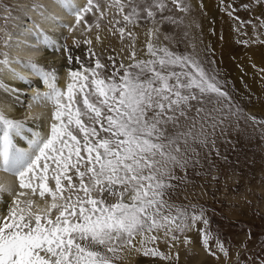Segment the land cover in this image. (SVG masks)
Segmentation results:
<instances>
[{"label": "snow or ice", "instance_id": "1", "mask_svg": "<svg viewBox=\"0 0 264 264\" xmlns=\"http://www.w3.org/2000/svg\"><path fill=\"white\" fill-rule=\"evenodd\" d=\"M53 2L74 15L77 25L86 14L99 11L104 15L99 0H88L82 9L75 0ZM113 2L120 13L129 7L123 20L134 26L142 19L155 23L156 13L166 7L164 0ZM172 2L187 10L183 0ZM36 7L45 20L67 27L54 14L46 15L43 5ZM119 32L124 38L125 27ZM157 33L158 29H150L146 34V59L138 58L135 47L131 63L121 61L117 67L109 57L110 75L90 48L88 57H95L94 67L76 57L80 68L70 70L66 90L58 87L54 70L45 71L34 61L23 62L36 70L49 89L32 99L54 105V122L47 137L36 134L29 150H24L14 142L24 122L0 112L5 128L0 170L16 175L20 188L28 190L17 194L7 216H0V264H114L115 254L125 248L167 259L146 245L157 242L161 232L176 240V232L190 230L197 221L207 225L202 209L199 214L189 212L168 200L169 190L175 187L172 181L177 179L174 168L187 164L180 156L181 144L197 141L195 118L187 131L182 130L180 120H187L194 104L203 105L207 98L230 97L198 58L159 45ZM127 36L135 40L132 32ZM43 43H51L47 34ZM4 56L0 63L10 65L12 61ZM195 111L199 116L204 109L198 106ZM169 125L176 130L170 132ZM7 191L0 188V199ZM29 193L45 201V206L22 201ZM207 239L205 235V244Z\"/></svg>", "mask_w": 264, "mask_h": 264}, {"label": "rangeland", "instance_id": "2", "mask_svg": "<svg viewBox=\"0 0 264 264\" xmlns=\"http://www.w3.org/2000/svg\"><path fill=\"white\" fill-rule=\"evenodd\" d=\"M122 2L127 4V0ZM99 3L102 17L95 10V14H86L76 34L63 27L68 39L73 34V46H78L77 49L82 46L77 56L85 66L94 67L95 63V57L91 60L88 57L89 49L95 50L85 41L94 37L101 41V31L106 30L109 41L119 39V48L125 51V57L110 47L103 53L95 52L107 66L105 74L110 75L112 60L108 58L113 57L117 67L121 61L127 64L125 58L130 57L136 45V39L129 38L127 32L136 38L135 28H139L145 48L148 31L158 29L155 42L177 54L198 58L230 97L228 100L207 98L203 105L194 104L187 120H180L182 130L187 131L195 118L193 134L197 135V141L190 139L187 145L181 144L180 156L187 164L184 168H174L177 179L172 181L175 187L169 190L168 200L189 212L195 210L199 214L202 209L207 225L197 221L190 230L176 232V240L159 233L160 239L146 246L157 248L169 258L145 255L146 264H192L201 253L205 258L199 264H264V0H183L187 10H181L172 0H164L165 10L156 13L155 23L142 19L135 26L123 20L129 7L120 13L113 0H99ZM36 5H32L34 16L40 17ZM27 6L26 0H0V61L5 59V53L9 60L27 61L23 57L29 50L14 45L18 41L12 42L17 39L14 32L24 28ZM120 27L126 29L124 38ZM57 43L58 52L65 53L61 57L69 59L67 47L62 48L60 41ZM18 52L24 54L20 56ZM141 55V59L147 58L145 49ZM20 62L17 63L22 66L24 63ZM6 67L0 63V79ZM79 68L80 64L68 69V75L70 70ZM253 73L261 81L256 87ZM198 106L204 109L199 116L195 111ZM168 128L170 132L176 130L172 125ZM200 140L207 143L202 144ZM123 251L115 254L114 264H128L123 261Z\"/></svg>", "mask_w": 264, "mask_h": 264}, {"label": "bare ground", "instance_id": "3", "mask_svg": "<svg viewBox=\"0 0 264 264\" xmlns=\"http://www.w3.org/2000/svg\"><path fill=\"white\" fill-rule=\"evenodd\" d=\"M26 1L28 6L25 12L28 14V17L24 16V28L16 30L14 32L15 36H17V39L12 40V42L18 41L14 43V45H17L22 49L26 48L29 50L26 51V55H24L23 57L24 60L34 61L38 66H42L44 70H54L57 74L58 87L66 90L67 85L71 82L70 75H68V69H72L76 65L79 66L76 57L80 55L78 51L81 49L82 46H80L79 49H77L78 46H73V34H76L77 31L80 29L79 26L81 23L77 25L76 17L74 15H69L63 8L57 6V4L53 2V0ZM75 2L81 9L87 6L86 0H75ZM36 4H43V6L48 10L46 12V15L49 13L54 14L56 17L59 18L60 21L63 22V24L67 25L68 28L74 29L73 31H77H75L68 39V34L63 31V27H61L58 23L52 20H45L42 16H34L35 11H33V7H35ZM67 19L68 23L66 21ZM41 29L43 31H41ZM105 31L106 30H103L100 33V36H102L101 41L99 39H96V37H94L95 39L93 38V40L89 39L92 41L90 46L94 48L95 52L98 51L102 53L106 48L110 47L111 49L115 50L120 57H125L124 48L123 50L121 49V47L119 48V39L113 38L111 39V41H109L107 32ZM140 33V29L135 28V48L138 50V58H141V54L145 49L143 44L144 38L140 36ZM45 34H47L48 39L51 41V43H49L50 46H45V44L43 43L45 39ZM37 36L38 38H36ZM57 41L61 42L62 48L67 47L68 53L66 54L71 55V62H69L68 58L63 59L61 57V55L65 53L61 54L60 51L58 52L59 42L57 43ZM25 42L29 43L30 45H28L27 47V44H25ZM87 47L88 46H86V48ZM247 48L245 50H247ZM250 50L251 49H249V51ZM41 51H45L44 54H42ZM262 51H264V46L262 47ZM18 53L20 56L24 54V52ZM11 61L12 63L10 65H7L6 69H4V72L1 74L2 79H0V106H2L4 109H2L1 112L3 111V113L10 119L24 122L25 126L22 131V134L18 137H14V142L16 143L17 147L22 148L24 150H29V141L33 139L36 134H41L45 137L50 134V126L54 122L55 107L51 102L41 101L38 103L32 99V97L35 96L37 92L44 93L49 91V89L45 86L42 78L36 73V70L32 67H28L25 63L20 66L19 63H17V61H19L18 58L16 62L15 60ZM125 62L127 64L131 63L130 57L128 58L127 56V58H125ZM20 63H23V61ZM13 69L16 73H19L23 77H25V79L21 80L17 76L13 75ZM253 81L255 87L257 86L256 83L259 84L261 82L260 80H257V76L255 74L253 75ZM4 130V125L0 124V139H2L3 137ZM0 185L2 186V188L10 190L4 192L3 199H0V216H7L8 209L12 206V201L16 199L17 194L21 191L28 190L20 188L19 178L16 175H13L10 172H6L3 170H0ZM21 200H34L39 205V207L43 208L45 206V201L40 200L38 196H32L30 193L29 195L22 197ZM168 252L172 254L173 251L171 249H168ZM143 256L145 255H143L142 251H130L127 248L124 249L122 254L123 261L128 264H146L148 260H146V258L144 259ZM204 258L205 256L201 253L198 257H196V262L194 261V263L192 264H199L201 263V261H203ZM159 264L164 263L159 262ZM185 264L187 263L185 262Z\"/></svg>", "mask_w": 264, "mask_h": 264}, {"label": "water", "instance_id": "4", "mask_svg": "<svg viewBox=\"0 0 264 264\" xmlns=\"http://www.w3.org/2000/svg\"><path fill=\"white\" fill-rule=\"evenodd\" d=\"M36 38H38V36H37ZM25 44H27V45H30V44H29V43H27V42H25Z\"/></svg>", "mask_w": 264, "mask_h": 264}]
</instances>
